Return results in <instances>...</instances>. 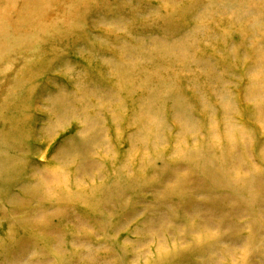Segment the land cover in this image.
<instances>
[{"label":"rangeland","instance_id":"1","mask_svg":"<svg viewBox=\"0 0 264 264\" xmlns=\"http://www.w3.org/2000/svg\"><path fill=\"white\" fill-rule=\"evenodd\" d=\"M0 264H264V0H0Z\"/></svg>","mask_w":264,"mask_h":264}]
</instances>
